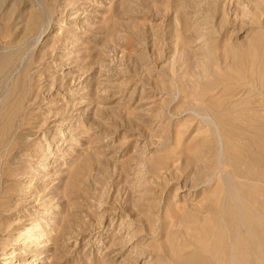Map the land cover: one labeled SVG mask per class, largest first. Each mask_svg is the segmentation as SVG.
I'll use <instances>...</instances> for the list:
<instances>
[{
    "label": "rangeland",
    "instance_id": "obj_1",
    "mask_svg": "<svg viewBox=\"0 0 264 264\" xmlns=\"http://www.w3.org/2000/svg\"><path fill=\"white\" fill-rule=\"evenodd\" d=\"M0 264H264V0H0Z\"/></svg>",
    "mask_w": 264,
    "mask_h": 264
},
{
    "label": "bare ground",
    "instance_id": "obj_2",
    "mask_svg": "<svg viewBox=\"0 0 264 264\" xmlns=\"http://www.w3.org/2000/svg\"><path fill=\"white\" fill-rule=\"evenodd\" d=\"M242 159H243V158H242ZM30 231H32V230H30ZM34 231H35V230H34ZM29 233H30V232H29ZM29 233H28V234H29ZM31 233H32V232H31ZM31 233H30V234H31ZM35 233H36V232H35ZM31 236H32V235H31ZM27 237H28V236H27Z\"/></svg>",
    "mask_w": 264,
    "mask_h": 264
}]
</instances>
